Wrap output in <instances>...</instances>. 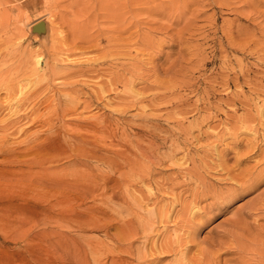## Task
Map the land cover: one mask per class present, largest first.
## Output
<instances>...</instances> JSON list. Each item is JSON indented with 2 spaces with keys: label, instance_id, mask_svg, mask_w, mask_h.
Masks as SVG:
<instances>
[{
  "label": "rangeland",
  "instance_id": "obj_1",
  "mask_svg": "<svg viewBox=\"0 0 264 264\" xmlns=\"http://www.w3.org/2000/svg\"><path fill=\"white\" fill-rule=\"evenodd\" d=\"M3 142L21 162L0 151V264H264V217L242 220L264 181L211 204L264 157V0H0ZM196 187L213 191L189 218ZM162 204L171 215L139 230ZM188 237L186 260L145 263Z\"/></svg>",
  "mask_w": 264,
  "mask_h": 264
},
{
  "label": "bare ground",
  "instance_id": "obj_2",
  "mask_svg": "<svg viewBox=\"0 0 264 264\" xmlns=\"http://www.w3.org/2000/svg\"><path fill=\"white\" fill-rule=\"evenodd\" d=\"M38 23V22H37ZM36 38H38V36L36 37ZM56 50V49H55ZM124 55V54H123ZM55 56H57V55H55ZM38 58V57H37ZM39 58H41V57H39ZM44 58V57H43ZM43 58H41V60L40 59H38V61H37V65L38 66H40L39 64H38V62H41V66L40 67H38V68H36V74H38L39 73V71H42V73H43V71H44V73H45V66L43 65V64H45L46 62H44L43 63V61H42V59ZM29 59V58H28ZM55 59V58H54ZM59 60V59H58ZM45 61V60H44ZM85 62V61H84ZM48 64V63H47ZM47 66V65H46ZM56 66V65H55ZM57 68V67H56ZM58 70H59V68H58ZM57 71V69L55 70V72ZM35 72V71H34ZM38 72V73H37ZM53 72H54V69H53ZM41 74V73H40ZM55 74H57V73H55ZM44 76V75H43ZM38 77V76H37ZM39 77H41V76H39ZM38 77V78H39ZM42 78V77H41ZM39 80H40V78H39ZM43 80H40V82H42ZM35 84H38V82L37 83H35ZM35 86V85H34ZM33 91V90H32ZM102 92V91H101ZM29 97H31V96H29ZM31 98H33V97H31ZM58 98V97H57ZM67 98H69V97H67ZM66 98V99H67ZM26 99V98H25ZM29 99V98H28ZM30 100V99H29ZM26 101V100H25ZM54 101V100H53ZM70 101V100H69ZM68 102V101H67ZM60 104V103H59ZM133 106V105H132ZM55 110H53V112H54ZM63 111V110H62ZM52 112V113H53ZM58 114V113H57ZM52 115V117H53V114H51ZM69 116H70V114H69ZM73 116V115H72ZM51 116H49L48 118H50ZM53 119H54V117H53ZM52 118H51V120L50 119H48L47 121L49 122V121H52L53 120ZM65 119V118H64ZM78 119H80V118H78ZM97 119V118H96ZM96 119L95 120H91V119H87V120H85L84 122V124H80V126L81 125H92L93 127L95 126L94 124H97L96 122ZM60 121V120H59ZM78 122H79V120H77ZM47 122V123H48ZM62 122H63V118H62ZM81 122V121H80ZM51 123V122H50ZM49 123V124H50ZM52 123H54V122H52ZM69 124H73L74 122H68ZM99 123V122H98ZM12 124V123H11ZM62 124V123H61ZM69 124H68V126H69ZM77 124V123H76ZM78 125V124H77ZM9 126V125H8ZM7 126V127H8ZM50 126H51V124H50ZM64 126V127H63ZM62 127L64 128V129H69V128H67L66 127V124L65 125H63ZM91 126V127H92ZM72 127V126H71ZM70 127V128H71ZM89 127V126H88ZM72 129H73V127H72ZM77 129H79V128H77ZM82 130V129H81ZM16 132H17V130H16ZM81 132V131H80ZM75 135H76V133H75ZM82 135V137H81V139H79L80 137H78V141H83V139H84V136H83V134H81ZM77 137V136H76ZM86 137V136H85ZM48 139H50L49 137H48ZM73 139V138H72ZM34 140H36V139H34ZM34 140L32 141H30L29 143H27V144H25L26 145V148H27V146L29 145V144H33V142H34ZM76 140V139H75ZM77 143V142H76ZM32 146V145H31ZM74 146V145H73ZM23 148V149H22ZM21 149L22 150H24V147H22ZM37 148V147H36ZM34 149V148H33ZM43 149V148H42ZM85 149H87V148H85ZM15 150H16V148L14 149L13 147H11V146H9L8 144H6V142H3V143H0V151H2L3 153H6V154H10L11 155V157H16V155H17V157L15 158V160L17 159V161H18V159H20L19 157L21 156V155H19V154H15ZM32 150V149H31ZM75 152V154L74 155H76V156H79V155H81V152L84 150L83 148H79V146L77 147L76 146V149H73ZM29 151H30V149H29ZM85 151V150H84ZM98 151V150H97ZM17 152V151H16ZM30 152H36V151H30ZM39 152V151H38ZM38 152H36L37 154H38ZM35 153V154H36ZM26 154V153H25ZM28 154V153H27ZM18 155H19V157H18ZM264 155V154H263ZM263 155H262V157H263ZM28 156V155H27ZM29 156H31V155H29ZM28 156V157H29ZM25 158V157H24ZM24 160V159H23ZM193 160V159H192ZM14 161V160H13ZM20 161V160H19ZM18 161V162H19ZM150 161H153V163L152 164H155V165H157V162H155L154 160H149V162ZM160 161V160H159ZM21 162V161H20ZM26 162V161H25ZM114 162V161H113ZM155 162V163H154ZM188 162H189V160H188ZM193 162V161H192ZM151 163V162H150ZM149 163V164H150ZM112 164V163H111ZM115 164V163H114ZM117 164V163H116ZM172 164V163H171ZM41 165V164H40ZM45 165H48V163L46 164H44V165H42V167H39V168H41V170L39 171V172H36L37 171V168H36V170L34 171H30L33 175H35L34 174V172L35 173H37V175H41V173H42V169L43 168H45L46 167V170H48L47 169V167L49 168V167H51V166H49V165H52V164H49L48 166H45ZM184 165V164H183ZM113 166V165H112ZM115 166V165H114ZM117 166V165H116ZM115 166V167H116ZM180 166V165H179ZM263 166H264V157H263V159L260 161L259 160V162H257L256 163V165L254 166V167H252V168H250V169H243V170H241V171H239V173L236 175V176H233V181H229V182H227V188L225 189V190H227V194H224V191L225 190H222V191H220V192H216V194H215V202H212L211 204H212V207L213 206H215V207H217V208H224V207H226L227 206V204H229V202L231 201V200H233L235 197H238V196H242L245 192H251V190H254V189H256V187L258 186V185H260V183H263V181H264V168H263ZM115 167H113V168H115ZM145 167V166H144ZM199 167V166H198ZM38 168V169H39ZM148 168V167H147ZM188 168V169H187ZM186 169L187 170H189L188 171V174H189V176H190V178H194L193 176H196V177H198L199 176V179L201 178V176L198 174V172H196V170L194 169V167H192V168H189V167H187ZM200 168V167H199ZM203 168V167H202ZM201 168V169H202ZM33 169V168H32ZM52 169V168H51ZM146 168H144V170H145ZM44 171V169H43V171L44 172H48V171ZM142 170H143V168H142ZM144 170H143V172H144ZM240 170V169H239ZM202 171V170H201ZM50 172V171H49ZM142 172V173H143ZM146 172L148 173V175H149V172H148V169L147 170H145V174H143V178L145 177V175H146ZM204 172V171H203ZM229 172V171H228ZM200 174H201V172H199ZM230 173H231V171H230ZM44 174L45 173H42V177L44 176ZM151 174V173H150ZM187 174V173H186ZM46 175V174H45ZM88 175V174H87ZM47 177V175L46 176H44V178H46ZM76 177V176H75ZM195 177V178H196ZM206 176H204V178H205ZM230 178H231V176H229ZM88 178V177H87ZM189 178V179H190ZM74 179V178H73ZM78 179H81V178H77V180ZM188 179V178H187ZM203 179V178H202ZM227 179V178H226ZM87 180V179H86ZM197 180H198V178H197ZM225 180V179H224ZM263 180V181H262ZM68 181V180H67ZM82 182H84L85 181V179H84V181L83 180H81ZM91 181H92V179H91ZM90 181V182H91ZM191 180H189V182H190ZM195 181H196V179H195ZM200 181V180H199ZM198 181V182H199ZM206 181V180H205ZM226 181V180H225ZM72 182V181H71ZM70 182V183H71ZM86 182V181H85ZM88 182V181H87ZM197 182V181H196ZM69 183V182H68ZM67 183V184H68ZM69 183V184H70ZM191 183V182H190ZM190 183H187V185L188 184H190ZM205 183V182H204ZM207 183H209L208 182V180H207ZM73 184H75V188L77 187H79L78 186V182L77 181H74L73 182ZM72 184V185H73ZM170 184V183H169ZM169 184H167V183H165V185H163V186H165V188L166 189H168L166 186L167 185H169ZM200 184V183H199ZM202 184V183H201ZM210 184V183H209ZM219 184V183H218ZM158 185H160V184H158ZM162 185V184H161ZM161 185H160V187H161ZM172 185V184H171ZM198 185V184H197ZM213 185H214V183H213ZM221 186H222V183L220 184ZM176 186V185H175ZM206 186V185H205ZM207 187V186H206ZM214 187H217V186H214ZM214 187H213V189H214ZM219 187V186H218ZM177 188V187H176ZM197 188V187H196ZM195 188V189H196ZM199 188V187H198ZM198 188H197V190H196V192H195V189H194V192L193 193H191V194H193V195H191V196H193L192 198H191V200H190V198H187L189 201H187V199H185L184 197V200H182L183 202L186 200L187 202L184 204V207H182L185 211H187L188 212V210L187 209H189V211H190V208L192 209L194 206H195V204L197 205L198 203H201V201L200 202H198L199 200H202L201 199V197H203V196H205L206 194V196H205V198L204 199H206V197L208 196V193L209 192H212L213 190H210L208 193H207V191L208 190H203V188L201 187V189H202V191H198ZM222 188V187H221ZM79 189V188H78ZM84 189V188H83ZM90 189V188H89ZM161 189H163V187L161 188ZM211 189H212V186H211ZM219 190H221L220 188H218ZM164 190V189H163ZM170 190V189H169ZM168 190V191H169ZM172 190V192H173V188L171 189ZM170 190V191H171ZM79 191V190H78ZM167 191V190H166ZM215 192V191H214ZM242 194V195H241ZM210 195V194H209ZM177 196V195H176ZM180 197V196H179ZM181 197H182V195H181ZM178 198V197H177ZM183 198H178L177 200H179V201H181L180 199H183ZM259 198V199H258ZM257 199H255V201H253L251 204H249V207H247V208H249V209H247V210H244L245 211V214H246V216H248L249 218H242V220H244V221H246L247 219H249V220H251L252 221V218H254V221H256L257 220V218H259L260 217V219L261 218H263L264 217V196H260V197H258ZM144 199V198H143ZM156 199V198H155ZM175 199V198H174ZM211 199V198H210ZM213 199V198H212ZM206 200H208V199H206ZM161 201V200H160ZM164 201V200H163ZM178 201V202H179ZM209 201V200H208ZM212 201V200H211ZM214 201V200H213ZM167 202H168V200H167ZM173 202V201H172ZM172 202H170L171 204H172ZM195 203V204H193V203ZM198 202V203H197ZM207 202V201H206ZM205 202V203H206ZM210 202V201H209ZM169 203V202H168ZM174 204L175 203H177V202H175V200H174V202H173ZM190 203H192L194 206L193 207H191L192 206V204L190 205ZM156 203H154L153 205H155ZM164 204H165V202H164ZM164 204H162V205H160V206H157V208H155L153 211H152V213L149 215H147L145 218H143L142 216V218L143 219H141V220H143V221H141L140 219V223L142 224V226H141V228H139V230L140 229H142V227L143 228H146L147 229V233H150L149 232V229H153L154 228V223H157L158 221H156V220H159L160 222L162 221V220H164V219H166V218H168L171 214H169L170 212V210L172 211V209H171V206L170 207H168L167 205H164ZM174 204H173V208H176V206L174 207ZM202 204H203V202H202ZM182 205V204H181ZM199 205V204H198ZM205 205V204H204ZM204 205H202V206H204ZM201 206V205H200ZM196 207V206H195ZM206 207H208L207 205H205V207H203L204 208V211H207V209H206ZM214 207V208H215ZM181 208V209H182ZM200 207H198V209H199ZM211 208V207H210ZM180 209V210H181ZM206 209V210H205ZM219 209H217V210H219ZM225 209V208H224ZM175 210V209H174ZM173 210V211H174ZM200 210V209H199ZM202 210V209H201ZM222 211H223V209H221ZM131 211V210H130ZM150 211V212H151ZM176 211V210H175ZM185 211H182V212H180V214H178V215H181V213H182V216H189V218H190V215H191V213L189 214V212H188V214L186 215L185 213H187V212H185ZM193 211V210H192ZM177 212V211H176ZM209 212H211V211H209ZM208 212V213H209ZM221 212V211H220ZM240 212H242V211H240ZM132 213V212H131ZM130 213V214H131ZM147 213H148V211H147ZM177 213H179V211L177 212ZM185 215H184V214ZM166 214V215H165ZM194 214V213H193ZM240 214V213H239ZM241 214H244V213H241ZM240 214V215H241ZM132 215V214H131ZM168 215V217H165V216H167ZM197 215V214H196ZM200 215V214H199ZM206 215V214H205ZM239 215V216H240ZM136 216V215H135ZM193 216V215H192ZM242 216H244V215H242ZM263 216V217H262ZM194 217V216H193ZM250 217H252L251 219H250ZM138 218V217H137ZM172 218V217H171ZM182 218V217H181ZM185 218V217H184ZM195 218V217H194ZM183 219V218H182ZM187 219V218H186ZM186 219H185V223H187V222H189V219H187L188 221H186ZM256 219V220H255ZM191 221H190V223L192 222V219H190ZM238 220V219H237ZM236 220V221H237ZM248 220V221H249ZM259 220V219H258ZM133 221V219L131 220V222ZM254 221H253V223H254ZM126 222V221H125ZM128 222H130V221H128ZM127 222V223H128ZM130 222V223H131ZM173 222V221H172ZM181 222H184V221H181ZM198 222V221H197ZM202 222V221H201ZM238 222V221H237ZM243 222V221H242ZM130 223H128V224H130ZM133 223V222H132ZM139 223V222H138ZM139 223V224H140ZM159 223V222H158ZM162 223V222H161ZM250 223V222H249ZM249 223H247V225H252V224H249ZM182 224V223H181ZM187 224H189V223H187ZM192 224H195L194 222L192 223ZM198 224V223H197ZM237 224V226L239 227V223H236ZM241 224V223H240ZM124 225H126V224H124ZM123 225V226H124ZM131 225H134V224H131ZM177 225V224H176ZM179 225V224H178ZM256 225V224H255ZM126 226H128V225H126ZM136 226V225H135ZM134 226V227H135ZM191 226V225H190ZM194 227L196 226V225H193ZM192 226V227H193ZM140 227V226H139ZM196 227H198V226H196ZM237 227V228H238ZM133 229V228H131V227H129L128 226V229ZM137 228V227H136ZM167 228V227H166ZM183 228H185V227H180V230L181 229H183ZM191 228V227H190ZM258 228H260V227H258ZM129 229V230H130ZM174 229V228H173ZM179 228H178V226L177 227H175V230H178ZM264 229V228H263ZM125 230H127V229H125ZM155 230V229H154ZM193 230H194V228H193ZM197 230H198V228H197ZM258 230V229H257ZM261 230V229H260ZM259 230V231H260ZM196 231V230H195ZM227 231V230H226ZM236 231H238V229L236 230ZM262 231V230H261ZM260 231V232H261ZM128 232V230L126 231V233ZM140 232V231H139ZM151 232H152V230H151ZM239 232V231H238ZM134 233V232H133ZM133 233L130 235V236H132L133 235ZM143 233H145V234H147L146 232H143ZM167 233V232H166ZM194 233V232H193ZM224 233V232H223ZM261 233H264V232H261ZM188 234V233H187ZM186 234V235H187ZM230 234V233H229ZM260 234V233H259ZM134 235H135V233H134ZM133 235V236H134ZM188 235H190V233L188 234ZM194 236L193 237H195V233L193 234ZM246 235V234H245ZM125 236H127V238H125ZM129 234L127 235H124V238L125 239H129ZM132 236V237H133ZM149 236V235H148ZM151 236V235H150ZM190 236H192V235H190ZM123 237V236H122ZM121 237V238H122ZM234 237V236H233ZM255 237V236H254ZM123 238V241H126L125 239ZM148 238H150V237H148ZM154 239V238H153ZM188 239H189V241H184V240H180V241H177L179 244L176 246L175 244H176V242H175V244H174V241L172 242V241H168V242H161V243H163V244H161V245H158V249L160 248H162L161 250L159 249V252H158V250L157 251H152V253H150L149 255H145L143 258L145 259V263L147 262H160L161 260H165L167 257H169L170 255H171V253H179L180 252V254H181V256L183 257V259L184 260H186L185 258H186V256H185V252L183 251L184 249H182V248H179V247H182V246H184V248L185 249H189L190 248V240L192 239H190L189 237H188ZM195 239V238H194ZM255 239H256V242H257V240H259L258 239V237H255ZM263 239V241H264V237L262 238ZM262 239H260V240H262ZM254 239H252V241H253ZM260 240H259V242H260ZM121 241V240H120ZM262 241V242H263ZM189 244H188V243ZM192 242V241H191ZM254 242V241H253ZM264 243V242H263ZM159 244V243H158ZM262 244V243H261ZM260 244V246H262V247H264L263 246V244L261 245ZM193 245V244H192ZM216 245V244H215ZM233 245H234V242H233ZM259 245V244H258ZM160 246V247H159ZM220 246H222L221 245V242H220ZM237 246V245H236ZM257 246V245H256ZM206 247H208V246H206ZM239 248V247H238ZM261 248V247H260ZM122 249H123V247H122ZM125 249V248H124ZM124 249H123V252H124ZM127 249V248H126ZM129 249V248H128ZM264 249V248H263ZM190 250V249H189ZM220 250H222V248L220 249ZM262 250V249H261ZM122 251V250H121ZM127 251V250H126ZM125 251V252H126ZM185 251H187V250H185ZM257 252H258V250H256ZM127 252H129V251H127ZM183 252V253H182ZM188 252V251H187ZM200 252V251H199ZM205 252V251H204ZM203 252V253H204ZM262 252V251H261ZM202 253V252H201ZM209 253V252H208ZM219 253V252H218ZM264 253V252H263ZM199 254V253H198ZM205 255V254H204ZM216 255V254H215ZM218 255V254H217ZM221 255V254H220ZM262 256V255H261ZM148 257H152L151 259H149ZM260 257V256H259ZM263 257V256H262ZM207 258H208V256H207ZM241 258V257H240ZM189 259V258H188ZM204 259V258H203ZM202 259V260H203ZM261 259V258H260ZM264 259V258H263ZM115 261V260H114ZM193 261V260H192ZM192 261H191V263H192ZM201 261V260H200ZM218 261V260H217ZM241 261V260H240ZM263 261V260H262ZM116 262V261H115ZM188 262V261H187ZM194 262H196V261H194ZM202 262H204V261H202ZM208 262V261H207ZM216 262V261H215ZM264 262V261H263ZM190 263V262H189ZM189 263H187V264H189ZM190 263V264H191ZM193 264V263H192ZM195 264H198V263H195ZM199 264H201L200 262H199ZM204 264H206L205 262H204Z\"/></svg>",
  "mask_w": 264,
  "mask_h": 264
},
{
  "label": "water",
  "instance_id": "obj_3",
  "mask_svg": "<svg viewBox=\"0 0 264 264\" xmlns=\"http://www.w3.org/2000/svg\"><path fill=\"white\" fill-rule=\"evenodd\" d=\"M42 25H44V22L43 21H39L38 23L34 24V28L35 29H39Z\"/></svg>",
  "mask_w": 264,
  "mask_h": 264
}]
</instances>
